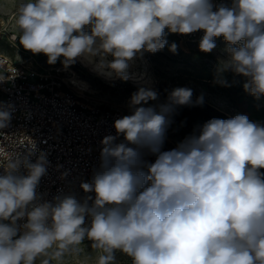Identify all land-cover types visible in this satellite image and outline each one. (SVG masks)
<instances>
[{"label": "clouds", "instance_id": "9594fccd", "mask_svg": "<svg viewBox=\"0 0 264 264\" xmlns=\"http://www.w3.org/2000/svg\"><path fill=\"white\" fill-rule=\"evenodd\" d=\"M15 24L14 39L49 65L80 61L125 82L145 52L167 45L176 53L166 29L202 31L201 52H213L217 39L225 44L216 82L228 86L223 74L231 72L246 93L264 97V0H21ZM192 96L176 87L151 104L157 91L133 92L129 114L101 139L99 163L79 184L83 196L43 200L46 156L30 160L34 143L26 155L0 149V264H65L85 240L96 255L79 264H123L118 254L130 264H264V124L244 114L212 118L164 150L175 109ZM10 108L0 103V130Z\"/></svg>", "mask_w": 264, "mask_h": 264}, {"label": "built area", "instance_id": "2783aa9c", "mask_svg": "<svg viewBox=\"0 0 264 264\" xmlns=\"http://www.w3.org/2000/svg\"><path fill=\"white\" fill-rule=\"evenodd\" d=\"M173 36L179 41L199 43L203 32ZM14 37L0 19V41L13 43ZM0 73L7 77L0 82V103L11 106L10 123L0 130V149L26 155L34 143L36 150L30 160L35 162L40 153L46 156L47 172L37 187L43 200L51 201L54 196L69 192L83 196L79 184L90 178L99 163L101 139L115 135L114 121L128 115L129 109L84 99L64 89L57 72L39 71L1 51ZM147 159L152 161L154 157Z\"/></svg>", "mask_w": 264, "mask_h": 264}, {"label": "rangeland", "instance_id": "374dc122", "mask_svg": "<svg viewBox=\"0 0 264 264\" xmlns=\"http://www.w3.org/2000/svg\"><path fill=\"white\" fill-rule=\"evenodd\" d=\"M21 0H0V19L6 24L16 36L17 26L15 24V11ZM166 32V39L169 44L177 45L176 53L169 51L166 45L163 50L156 53L145 52L142 62L138 65L140 70L145 69L147 83L138 84L132 80L121 81L119 79H105L91 72L89 68L76 62L69 68L74 70L78 77L89 83L86 91L79 90L69 83L70 74L63 70L62 64L58 61L55 65L47 63V57L43 54H32L19 45L18 39L13 43L0 41V51L15 60H21L31 64L35 69L44 72H57L63 80L64 89H69L84 99L96 102L108 107H119L128 109V101L133 92L139 87H148L157 91L159 99L150 102L160 104L167 101L168 94L176 87H187L193 92L192 98L202 97V103L213 107L220 113V119L234 117L236 114H244L251 121H258L264 124V97L255 99L243 89L244 79L235 76L231 72L223 74V79L228 86H221L216 81L219 79L217 68L219 62L226 58L223 52L225 47L222 38L216 40L217 48L211 53H203L199 50V43H187L179 41L173 34ZM150 83V84H149ZM202 125L201 121L189 120L183 127H169L164 150H170L182 141L193 129ZM180 130H186L185 137L179 134ZM90 241H84V252L80 257H66L65 264H79V260L85 255L95 258L96 253L90 248ZM123 264H130L127 257L117 256ZM39 264V261H37ZM53 264H56L53 261Z\"/></svg>", "mask_w": 264, "mask_h": 264}, {"label": "trees", "instance_id": "16d2710c", "mask_svg": "<svg viewBox=\"0 0 264 264\" xmlns=\"http://www.w3.org/2000/svg\"><path fill=\"white\" fill-rule=\"evenodd\" d=\"M192 101V105L178 106L175 109V112L171 117L173 121L170 125L171 127H183L189 120H198L204 124L212 118H219L220 113L217 112L213 107L205 103L197 104V99L195 98H192ZM178 132L180 135L185 137L186 130H180V128H178Z\"/></svg>", "mask_w": 264, "mask_h": 264}, {"label": "bare ground", "instance_id": "6f19581e", "mask_svg": "<svg viewBox=\"0 0 264 264\" xmlns=\"http://www.w3.org/2000/svg\"><path fill=\"white\" fill-rule=\"evenodd\" d=\"M109 59H111V58L109 57ZM141 60H142L141 57L137 58L133 62V64L131 65V67L129 69V72H130L131 77H132L130 80H132V81H134L135 83H138V84L147 83V81H146L147 74H146L145 69L140 70V68L138 67V65L141 64V62H142ZM78 62H80V61H78ZM81 64H82V66H84L86 68H89V70H91L90 66H86L83 63H81ZM63 70L70 74L69 83L73 87H75V88H77L79 90H82V91L88 90L89 83L87 81H85L83 78L78 77L74 70H72L70 68H68V69H64L63 68ZM91 72H93V71L91 70ZM93 73H95V72H93ZM96 75H98V74H96ZM98 76H100V75H98ZM100 77L104 78L103 76H100ZM148 87H150V85H148Z\"/></svg>", "mask_w": 264, "mask_h": 264}]
</instances>
